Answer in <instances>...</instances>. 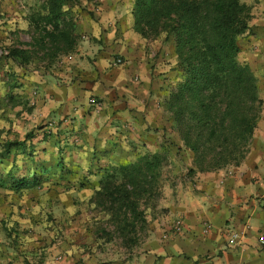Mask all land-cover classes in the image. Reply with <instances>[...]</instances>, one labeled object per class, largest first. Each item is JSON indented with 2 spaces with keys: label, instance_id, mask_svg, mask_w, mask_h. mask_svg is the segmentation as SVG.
I'll use <instances>...</instances> for the list:
<instances>
[{
  "label": "crops",
  "instance_id": "crops-1",
  "mask_svg": "<svg viewBox=\"0 0 264 264\" xmlns=\"http://www.w3.org/2000/svg\"><path fill=\"white\" fill-rule=\"evenodd\" d=\"M241 2L251 18L238 39L237 58L257 78L260 117L240 164L189 172L192 153L178 150L163 107L175 85L173 65L163 62V51L150 57L143 37L132 29L133 0H79L86 9L77 8L76 45L49 61L29 55L37 51L30 29L34 19L24 12L31 0H0V46L6 49L0 55V174L40 173L41 180L57 183L61 189L51 197L63 213L73 207L65 204L66 194L90 198L106 170L144 154L164 159L165 182L142 240L121 256L81 254V243L68 236L49 241L45 252L43 240L27 241L33 250L24 260L4 240L0 264H264V0ZM10 48L25 50V59L8 56ZM92 97L98 108L89 102ZM17 113L21 125L28 118L32 127L7 141L5 134L21 127L8 126ZM12 141L17 145L6 153ZM23 210L35 213L36 207Z\"/></svg>",
  "mask_w": 264,
  "mask_h": 264
},
{
  "label": "trees",
  "instance_id": "trees-1",
  "mask_svg": "<svg viewBox=\"0 0 264 264\" xmlns=\"http://www.w3.org/2000/svg\"><path fill=\"white\" fill-rule=\"evenodd\" d=\"M63 0H45L33 24L51 47L49 60L66 55L76 45L71 21L64 19ZM132 29L142 37L171 35L182 78L163 101L177 137L178 150L192 153L193 171H214L238 165L245 158L261 113L257 78L237 58L238 39L249 29L250 9L241 0H133ZM50 26V28H47ZM41 46H43L41 44ZM27 52L10 48L17 61ZM20 62V61H19ZM17 143L7 142L6 153ZM162 159L144 154L106 170L88 199L113 219L123 241L146 224L140 202L159 193ZM39 176L0 174V188L19 191L38 184ZM111 221V220H110Z\"/></svg>",
  "mask_w": 264,
  "mask_h": 264
},
{
  "label": "rangeland",
  "instance_id": "rangeland-1",
  "mask_svg": "<svg viewBox=\"0 0 264 264\" xmlns=\"http://www.w3.org/2000/svg\"><path fill=\"white\" fill-rule=\"evenodd\" d=\"M45 2V0H31V5L24 10V12L31 16L39 14L41 5ZM77 8L86 9V7H82L79 5V0H63L62 10L64 12V19L67 21H71L73 27H75ZM132 25V19H131ZM50 28V26H47ZM33 31L32 41L36 43L37 51L33 54H29L32 57H35L38 60L48 59L47 56H44V52L48 51L51 47L47 38H43L41 43L37 41L41 40L40 38L44 35V32L41 29H38L32 24L31 28ZM75 36V35H74ZM76 40V39H75ZM145 41V49L149 53L150 57H158V54L163 51L165 56V60L163 62H167L169 65H173L171 70L173 71L174 84L177 83L182 78V69L177 66V59L175 57L174 48H173V40L171 35L161 34L159 36H148L143 37ZM41 44L43 46H41ZM4 47L0 46V55H4L3 53ZM49 61V59H48ZM162 62V64H163ZM162 67H166L162 65ZM13 104V103H10ZM13 107V106H12ZM20 113V112H19ZM15 116L12 114L11 119L9 120L11 128L15 129L12 124L16 123V127L21 125V122H18V114ZM10 117V116H9ZM14 117V118H13ZM21 121H23L21 119ZM30 119H24V123L21 125L19 132L13 130V132H8L5 134V139H16L21 138L24 135V131H29L30 129ZM3 139L2 134H0V139ZM11 156L8 157L7 166H10ZM15 159V158H14ZM164 159H162L163 161ZM161 169V168H160ZM55 171L53 172V174ZM38 176H41L38 173ZM40 178V177H39ZM165 184L163 179L159 180V195L153 197L152 199L142 200L140 202L141 209H144L146 220L148 212L152 213L153 209L157 205L161 195V187ZM60 187H57V183L38 180V184L24 188L19 191H13L9 188H0V195L2 192L4 193L3 199L0 197V244L5 240L7 242V246L11 251H18L19 256H23L24 260L27 258L26 256H30L31 248L28 245L27 241H33L36 239L37 241L43 240L44 245L48 244L49 241L51 243L65 240L66 238L71 237V240L74 242L81 243L82 245V253L81 254H92L95 255L96 252L100 251L101 253H109L112 254H123L127 252V247L133 246L142 240L143 235L145 233L146 224H136L135 231L131 232L129 237L130 241H123L119 234L115 231V226L113 224V219L109 218V216L105 214H98L91 208L94 205L89 204L88 198L80 199L78 196H69L64 197L65 204L69 206L72 204V210L70 213H63L58 208H56V201L53 203L55 198L51 197L54 191L60 190ZM36 192V193H35ZM5 202V203H3ZM59 204L61 201L58 199ZM27 205L31 208V206L36 207V212L33 210L28 214L26 210L20 212L21 209L25 208ZM95 207V206H94ZM96 208V207H95ZM28 210V209H27ZM64 219V221L62 220ZM111 220V221H110ZM66 222L70 225V228L65 230L64 228L59 229L60 223ZM85 225V231L81 229ZM72 226V227H71ZM80 227V228H79ZM88 235V237H86ZM18 243V246H16ZM26 243V246H25ZM108 244V245H105ZM40 246V249H44L46 245ZM107 247V249H104ZM0 249L2 247L0 246ZM46 249L43 250L45 252ZM26 251V252H24ZM43 256V253L42 255ZM121 256V255H120ZM36 257V255L34 256Z\"/></svg>",
  "mask_w": 264,
  "mask_h": 264
},
{
  "label": "built area",
  "instance_id": "built-area-1",
  "mask_svg": "<svg viewBox=\"0 0 264 264\" xmlns=\"http://www.w3.org/2000/svg\"><path fill=\"white\" fill-rule=\"evenodd\" d=\"M2 52V51H0ZM4 54H6V51H3ZM91 105H93L95 108H98L100 106L99 102L95 99V98H91L90 101ZM180 225V221L176 222V227H179ZM206 228H208V226H206ZM233 237H236V234H233ZM261 243H264V239L260 240Z\"/></svg>",
  "mask_w": 264,
  "mask_h": 264
}]
</instances>
